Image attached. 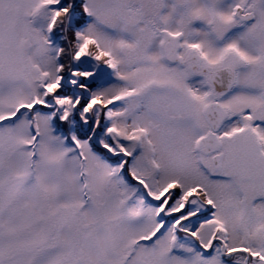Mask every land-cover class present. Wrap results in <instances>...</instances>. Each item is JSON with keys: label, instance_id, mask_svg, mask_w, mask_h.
I'll list each match as a JSON object with an SVG mask.
<instances>
[{"label": "snow or ice", "instance_id": "obj_1", "mask_svg": "<svg viewBox=\"0 0 264 264\" xmlns=\"http://www.w3.org/2000/svg\"><path fill=\"white\" fill-rule=\"evenodd\" d=\"M0 264H264V0H0Z\"/></svg>", "mask_w": 264, "mask_h": 264}]
</instances>
